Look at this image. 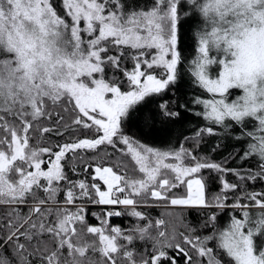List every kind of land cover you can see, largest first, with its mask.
Listing matches in <instances>:
<instances>
[{
  "label": "snow or ice",
  "instance_id": "snow-or-ice-1",
  "mask_svg": "<svg viewBox=\"0 0 264 264\" xmlns=\"http://www.w3.org/2000/svg\"><path fill=\"white\" fill-rule=\"evenodd\" d=\"M258 184L264 0H0V264H264Z\"/></svg>",
  "mask_w": 264,
  "mask_h": 264
},
{
  "label": "trees",
  "instance_id": "trees-1",
  "mask_svg": "<svg viewBox=\"0 0 264 264\" xmlns=\"http://www.w3.org/2000/svg\"><path fill=\"white\" fill-rule=\"evenodd\" d=\"M54 2L59 7V0H54ZM184 47L186 49V54L188 55L189 59H191L192 55L194 54V52H193V50H194V42H193V40L185 39ZM129 67H130V65H129ZM183 91H184V97L181 100L182 103L184 102V100H189L190 101L191 98H192L193 93L198 92V90L193 89L190 86L185 87V89ZM205 123L206 122L200 120L198 117H194V116H192L190 114H187L185 121L181 125H178L176 127L174 139H173L172 142L173 143L176 142L175 141L176 137H178L179 139L183 140V136H192L194 130L197 127L203 126ZM215 141H216V138H208V143L205 144L204 146H202L201 154L209 152L210 151V145L215 143ZM150 143H153V145L156 146V147H162L163 146L159 142H150ZM213 155L215 156L216 159H218V160L220 159V155L219 154H213ZM230 164L233 167H237L238 166L236 164H232L231 162H230ZM79 178H83V177H75V176L73 177V179H79ZM229 179L234 181L235 177L229 176ZM209 187H210V192L211 193H215L216 191H218V181L211 183ZM262 187H264V185L258 184V185L255 186V190H260ZM93 210H95V209H93ZM149 211L155 217V216L161 214L162 212H164L165 209L157 208V209H154V210L150 209ZM190 219L193 222H196V221H198L200 219V217L196 216L195 213H193L192 216L190 217ZM113 223L114 224H120L122 226H130V220H129L128 217H116V218H113Z\"/></svg>",
  "mask_w": 264,
  "mask_h": 264
},
{
  "label": "rangeland",
  "instance_id": "rangeland-1",
  "mask_svg": "<svg viewBox=\"0 0 264 264\" xmlns=\"http://www.w3.org/2000/svg\"><path fill=\"white\" fill-rule=\"evenodd\" d=\"M205 95H207V94H205ZM235 164H236V165H238V164H239V162H236Z\"/></svg>",
  "mask_w": 264,
  "mask_h": 264
}]
</instances>
